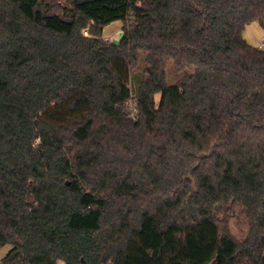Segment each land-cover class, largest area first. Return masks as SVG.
Returning <instances> with one entry per match:
<instances>
[{"label":"trees","instance_id":"16d2710c","mask_svg":"<svg viewBox=\"0 0 264 264\" xmlns=\"http://www.w3.org/2000/svg\"><path fill=\"white\" fill-rule=\"evenodd\" d=\"M254 21L264 0H0V264H264Z\"/></svg>","mask_w":264,"mask_h":264},{"label":"rangeland","instance_id":"374dc122","mask_svg":"<svg viewBox=\"0 0 264 264\" xmlns=\"http://www.w3.org/2000/svg\"><path fill=\"white\" fill-rule=\"evenodd\" d=\"M122 25L123 22L121 20H116L107 24L103 28V37L107 41L117 39L121 32L123 35ZM83 32L87 34L88 29H84ZM229 228L236 238L242 239L247 234L248 224L246 223L245 218L243 216L235 215L229 219ZM11 247V244L6 243L0 248V260L8 253Z\"/></svg>","mask_w":264,"mask_h":264},{"label":"crops","instance_id":"0c3cea01","mask_svg":"<svg viewBox=\"0 0 264 264\" xmlns=\"http://www.w3.org/2000/svg\"><path fill=\"white\" fill-rule=\"evenodd\" d=\"M244 36L252 45L264 49V22H252L246 26Z\"/></svg>","mask_w":264,"mask_h":264},{"label":"water","instance_id":"95a60500","mask_svg":"<svg viewBox=\"0 0 264 264\" xmlns=\"http://www.w3.org/2000/svg\"><path fill=\"white\" fill-rule=\"evenodd\" d=\"M121 37H122V32L119 34V36H118L117 39H114V41H115L116 43H118V42L120 41Z\"/></svg>","mask_w":264,"mask_h":264}]
</instances>
